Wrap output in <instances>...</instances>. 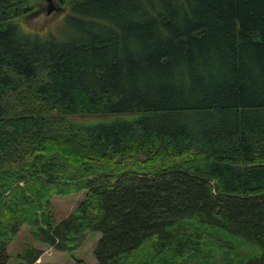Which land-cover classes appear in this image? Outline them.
Listing matches in <instances>:
<instances>
[{
    "label": "trees",
    "instance_id": "obj_1",
    "mask_svg": "<svg viewBox=\"0 0 264 264\" xmlns=\"http://www.w3.org/2000/svg\"><path fill=\"white\" fill-rule=\"evenodd\" d=\"M37 1L0 0V264L23 226L100 233L97 264H264V0H59L56 34Z\"/></svg>",
    "mask_w": 264,
    "mask_h": 264
},
{
    "label": "rangeland",
    "instance_id": "obj_2",
    "mask_svg": "<svg viewBox=\"0 0 264 264\" xmlns=\"http://www.w3.org/2000/svg\"><path fill=\"white\" fill-rule=\"evenodd\" d=\"M35 14L24 20L23 24L30 30L40 33H54L60 27L66 10L59 0H38ZM86 198V192L55 197L52 200L56 223L69 218L78 205ZM102 235L98 232L88 233L81 246L74 252H60L40 242L28 226H23L8 245V264H29V254L38 250L43 253L34 264H97L95 251Z\"/></svg>",
    "mask_w": 264,
    "mask_h": 264
}]
</instances>
